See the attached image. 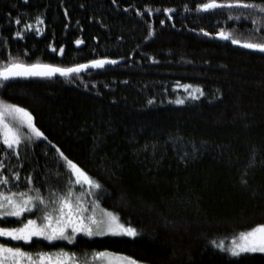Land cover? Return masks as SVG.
<instances>
[{
	"label": "trees",
	"instance_id": "obj_1",
	"mask_svg": "<svg viewBox=\"0 0 264 264\" xmlns=\"http://www.w3.org/2000/svg\"><path fill=\"white\" fill-rule=\"evenodd\" d=\"M202 2L0 0V67L10 57L59 67L121 60L61 78L0 80V101L26 109L47 137L36 138L5 115L21 144L18 155L6 157L0 129L6 165L0 175L13 180L0 190L31 188L24 179L31 175L46 199L52 189L63 193L71 170L62 151L103 185L93 190L99 208L118 213L139 232L135 238L79 234L74 244L33 238L11 245L78 256L108 250L141 264H264V253L233 257L211 243L229 245L240 232L264 224V53L218 40L221 30L246 37L251 19L198 11ZM25 23L32 28L17 37ZM0 226H16V218Z\"/></svg>",
	"mask_w": 264,
	"mask_h": 264
},
{
	"label": "snow or ice",
	"instance_id": "obj_2",
	"mask_svg": "<svg viewBox=\"0 0 264 264\" xmlns=\"http://www.w3.org/2000/svg\"><path fill=\"white\" fill-rule=\"evenodd\" d=\"M233 9L242 11L233 17L230 14ZM197 10L203 12L227 10L229 11V20L251 19L253 27L248 30L247 36L244 38L236 36L233 32L223 30L216 35L221 39L231 40L233 44L243 48L264 52V0H260L259 3L256 0H223V2L221 0H207V2L200 3ZM164 11L171 13L174 9L167 8ZM137 14L142 15L141 13ZM15 23L19 25L22 21L17 18ZM37 23L43 24V20L37 17ZM160 23L163 25L164 21L161 20ZM31 28L32 25L25 23L24 29L18 30L15 35L23 38V34ZM36 31L39 32L40 30L37 29ZM205 34L208 35V33ZM75 43L80 45L83 40L77 39ZM52 50L57 51L55 48ZM59 51L63 54L64 49L60 48ZM116 63L115 60L93 59L87 64L59 67L39 63L27 64L17 58L10 57L8 62L0 67V79L7 81L14 77H52L57 73L61 76H70L73 73L78 74L82 70L88 69L89 66L103 68L106 64ZM182 87L188 90L192 88V85H183ZM194 91L203 95V91L199 87L195 88ZM189 96L193 99L197 98L192 92H189ZM175 103L183 104L184 100L178 99ZM5 115L12 116L14 119L18 117L20 123L26 124L31 130L33 136L47 139L44 133L32 122L31 113L18 105L0 101V129H2V142L6 145L4 155L9 159L12 155H18L15 149L21 144V136L17 129L5 123ZM27 139L31 141L32 136H28ZM49 143L51 142L49 141ZM9 149L12 150L11 153L7 151ZM60 156L71 170L66 190L63 193L52 189L46 199L41 193V188L34 186V178L31 175L24 178L28 185H33L31 188H26L23 191L0 190V221H7L9 217L16 218V226H0V238H6L0 240V264H96L97 261L100 264H141L140 261L130 256L108 250H94L91 254L84 252L78 256L77 253L65 251L63 248L56 253L42 251L31 253L24 251L21 245L10 244V241H23L25 244H29L34 237L42 238L48 242L65 241L68 244H74L78 234L88 238L105 236L135 238L139 235L135 227L120 222L118 213L101 208L98 214L100 198L98 193L93 190H102L103 185L73 163L62 151ZM4 167L6 165L0 161V168ZM12 176L15 181L21 179L18 171H14ZM73 176L75 177L74 180L71 178ZM12 182L13 180L9 177L0 175V185H8ZM75 185L80 186L79 192L75 190ZM17 187L19 186L17 185ZM32 192L35 195H32ZM86 196H95L96 199L89 202L85 199ZM38 213L42 214L38 215ZM26 214L36 215L37 218H28ZM38 220L41 222L38 223ZM211 243L220 251L233 257L240 256L242 253H264V224L240 232L238 237H234L229 245H225L223 240L219 242L213 240Z\"/></svg>",
	"mask_w": 264,
	"mask_h": 264
},
{
	"label": "water",
	"instance_id": "obj_3",
	"mask_svg": "<svg viewBox=\"0 0 264 264\" xmlns=\"http://www.w3.org/2000/svg\"><path fill=\"white\" fill-rule=\"evenodd\" d=\"M216 38L218 39V40H220V41H223L224 39H221L218 35H216ZM224 41H227L228 43H230V44H232V45H234L232 42H231V40H224ZM236 45V44H235ZM239 46V45H238ZM239 47H241V46H239ZM241 48H243V47H241ZM243 49H246V48H243ZM247 50H249V51H254V52H256L257 50H251V49H247ZM260 52V51H259ZM262 53H264V52H262ZM104 59H106V58H104ZM107 60H110V59H107ZM115 61H117V63H119V62H121V60H115ZM89 63V62H88ZM116 63V64H117ZM39 64H41V63H39ZM82 64H87V63H82ZM51 65V64H50ZM115 64H106L104 67H106V66H114ZM75 66V65H74ZM103 67V68H104ZM98 69H102V68H92L91 66H89V68L88 69H86V70H82L80 73H78V74H81V73H83V72H85V71H94V70H98ZM52 77H58V78H61V77H63V76H61L59 73H57V74H55L54 76H52ZM65 77H67V76H65ZM18 78H51V77H38V76H36V77H14V78H10V79H18ZM0 80H2V79H0ZM4 81V80H3Z\"/></svg>",
	"mask_w": 264,
	"mask_h": 264
},
{
	"label": "rangeland",
	"instance_id": "obj_4",
	"mask_svg": "<svg viewBox=\"0 0 264 264\" xmlns=\"http://www.w3.org/2000/svg\"><path fill=\"white\" fill-rule=\"evenodd\" d=\"M15 119H18V120H19V118H18V117H17V118H15ZM19 122H20V120H19ZM32 122H33V121H32ZM24 125L27 127V125H26V124H24ZM9 126H10V125H9ZM27 128H28V127H27ZM28 130H30V129L28 128ZM30 132H31V130H30ZM31 133H32V132H31ZM86 187H87V186H86ZM86 197L88 198V196H86ZM86 197H85V199H86ZM100 209H101V208H98V209H97V212H98V214H99V211H100ZM78 235H79V234H78ZM34 238H36V237H34ZM96 264H100V262H99V261H97V262H96Z\"/></svg>",
	"mask_w": 264,
	"mask_h": 264
}]
</instances>
